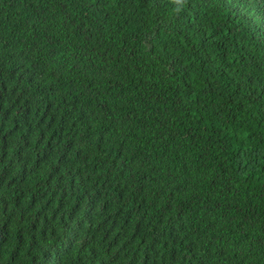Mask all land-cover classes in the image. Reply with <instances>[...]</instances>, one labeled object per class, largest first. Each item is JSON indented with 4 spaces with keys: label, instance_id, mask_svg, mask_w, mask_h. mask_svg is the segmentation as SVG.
I'll use <instances>...</instances> for the list:
<instances>
[{
    "label": "trees",
    "instance_id": "1",
    "mask_svg": "<svg viewBox=\"0 0 264 264\" xmlns=\"http://www.w3.org/2000/svg\"><path fill=\"white\" fill-rule=\"evenodd\" d=\"M0 264H264V0H0Z\"/></svg>",
    "mask_w": 264,
    "mask_h": 264
}]
</instances>
